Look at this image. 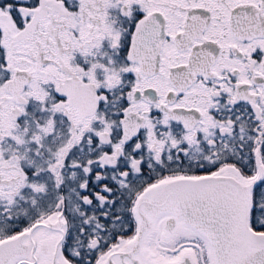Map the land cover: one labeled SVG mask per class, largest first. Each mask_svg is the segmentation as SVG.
<instances>
[{"label": "snow or ice", "instance_id": "1", "mask_svg": "<svg viewBox=\"0 0 264 264\" xmlns=\"http://www.w3.org/2000/svg\"><path fill=\"white\" fill-rule=\"evenodd\" d=\"M0 264H264V0H0Z\"/></svg>", "mask_w": 264, "mask_h": 264}]
</instances>
